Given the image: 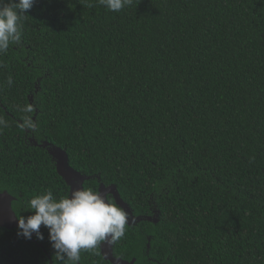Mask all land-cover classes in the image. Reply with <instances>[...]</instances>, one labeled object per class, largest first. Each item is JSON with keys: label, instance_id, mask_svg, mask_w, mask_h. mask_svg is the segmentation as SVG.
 I'll list each match as a JSON object with an SVG mask.
<instances>
[{"label": "trees", "instance_id": "trees-1", "mask_svg": "<svg viewBox=\"0 0 264 264\" xmlns=\"http://www.w3.org/2000/svg\"><path fill=\"white\" fill-rule=\"evenodd\" d=\"M21 25L0 54V192L18 218L64 186L48 150L25 144L30 119L86 188L159 212L126 224L123 259L264 264V0H35ZM10 245L0 233V253Z\"/></svg>", "mask_w": 264, "mask_h": 264}, {"label": "clouds", "instance_id": "clouds-1", "mask_svg": "<svg viewBox=\"0 0 264 264\" xmlns=\"http://www.w3.org/2000/svg\"><path fill=\"white\" fill-rule=\"evenodd\" d=\"M107 11L120 12L133 0H98ZM35 0H0V54L22 38V17L33 7ZM11 86L13 79L7 78ZM30 111V109H29ZM0 124H4L0 120ZM25 126L36 125L25 120ZM34 214L20 216L19 235L31 239L33 234L43 240L41 225L49 230V240L55 251V264H80L81 251H93L105 242L114 244L125 235L128 216L112 202L107 193L92 188H76L69 196L56 198L52 190L39 194L27 202Z\"/></svg>", "mask_w": 264, "mask_h": 264}, {"label": "flooded vegetation", "instance_id": "flooded-vegetation-1", "mask_svg": "<svg viewBox=\"0 0 264 264\" xmlns=\"http://www.w3.org/2000/svg\"><path fill=\"white\" fill-rule=\"evenodd\" d=\"M30 133H31L30 130L26 127L25 128V134L23 136V140H24L25 144H27V146H30V142H35V141L37 142L36 139H35V141H31L32 138L30 137ZM44 142L45 141L40 140L39 145H41ZM44 144H46V143H44ZM44 144H42V145H44ZM44 149H46V148H44ZM27 153H28V150L25 151L24 158L21 157L22 160L28 159V157L30 155ZM36 160H37V158H35V161ZM51 162H52L51 168L55 169L56 174L59 175V173L57 171L55 160L53 159L52 156H51ZM80 173L82 175L86 176V174H84L82 172H80ZM87 181L88 180H86L83 183L84 188H86L85 183ZM63 182H64V186L61 188L62 191H59V193L56 195L54 194V197H56L57 199L60 197L69 196L71 193V187L67 184V182L64 179H63ZM56 183L58 186L62 185L61 181L58 178H57ZM100 184L101 183L98 184L99 187L96 189V191H99ZM110 197H111V199L114 200V198L112 196H110ZM27 199L29 201L31 198L28 197ZM15 200H16V198H15ZM14 201H13V204H14ZM33 214L34 213L32 211L28 210V208L26 209L25 213H23L25 218H27L28 216L33 215ZM153 215H154V213H153ZM134 217H136V219H133V222L131 223V225H133V228H136L140 225V221L137 219V217H140V216L134 215ZM0 229H1L0 233H2L4 235V239L7 241V243L9 245H10L11 241L14 242V246L10 245L9 251H3L2 253H0V262L2 264H55V262L53 260V257L55 255V251H54V249L50 243V240H49V230L46 227H44L43 225H41V229H40V231L43 233V236H44L43 240L38 239L35 234H33L31 239H26L22 235L18 234V232L20 231L19 228H15V229L8 230V231H5V230H7L5 228H0ZM146 239L148 241L147 248H149V245H150L149 241L151 240V238H150V236H147ZM101 244H102V242H101ZM101 244L97 247V249H95L93 251H81L80 264H112L111 262L106 261L105 259L104 260L100 259L99 256L100 255L102 256ZM114 244H113V251H114V246H115ZM98 250H99V252H97ZM114 255L116 258H122L118 254H116L115 251H114ZM132 260H135L134 264H147L148 263V262L146 263L147 260H144V262H143V261L137 260L135 257H133L132 259L127 260V261H132ZM149 260L151 261V259H149ZM151 264H153V263H151Z\"/></svg>", "mask_w": 264, "mask_h": 264}, {"label": "water", "instance_id": "water-1", "mask_svg": "<svg viewBox=\"0 0 264 264\" xmlns=\"http://www.w3.org/2000/svg\"><path fill=\"white\" fill-rule=\"evenodd\" d=\"M32 102V98H31ZM31 141H35L33 138ZM34 146H41L46 148L49 154L53 157L56 163L57 171L59 175L67 182V184L71 187V192L76 188H84L83 183L86 180H89L90 177L82 175L80 172L75 170L70 165L69 156L67 152L51 143L46 142L44 145H39L36 141L32 142ZM99 191L102 193H107L108 195L114 198V201L117 206L122 208L127 216H128V223L127 225H131L134 217L133 211L128 203H126L117 187L115 185L105 186L103 183L100 184ZM71 194V193H70ZM15 197L12 196L9 192L3 191L0 192V228H5L7 230H12L18 228L19 219L13 209V201ZM159 216V212L155 211L154 215L151 217H137V219L141 221H150L157 223ZM101 254L106 261L111 262L112 264H134L135 260L127 261L122 258H116L113 251V244H108L102 242L101 244ZM0 264H2L0 262Z\"/></svg>", "mask_w": 264, "mask_h": 264}]
</instances>
